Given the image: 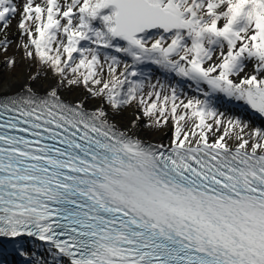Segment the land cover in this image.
I'll use <instances>...</instances> for the list:
<instances>
[{
	"label": "snow or ice",
	"instance_id": "6c2138e0",
	"mask_svg": "<svg viewBox=\"0 0 264 264\" xmlns=\"http://www.w3.org/2000/svg\"><path fill=\"white\" fill-rule=\"evenodd\" d=\"M0 62V264H264V0H0Z\"/></svg>",
	"mask_w": 264,
	"mask_h": 264
},
{
	"label": "bare ground",
	"instance_id": "6f19581e",
	"mask_svg": "<svg viewBox=\"0 0 264 264\" xmlns=\"http://www.w3.org/2000/svg\"><path fill=\"white\" fill-rule=\"evenodd\" d=\"M25 73H26V69L23 66H18L17 69L15 70V74L13 75L8 71L6 66L2 62H0V77H3L5 80L11 79V82L14 85L23 82V77ZM253 119L256 120L257 123H260L257 117H253ZM26 246L31 247L37 251H43V249L40 248L37 243L31 241H26Z\"/></svg>",
	"mask_w": 264,
	"mask_h": 264
},
{
	"label": "trees",
	"instance_id": "16d2710c",
	"mask_svg": "<svg viewBox=\"0 0 264 264\" xmlns=\"http://www.w3.org/2000/svg\"><path fill=\"white\" fill-rule=\"evenodd\" d=\"M20 257H17L16 258V264H22V261L21 259L19 260ZM9 260H11V257H9Z\"/></svg>",
	"mask_w": 264,
	"mask_h": 264
},
{
	"label": "rangeland",
	"instance_id": "374dc122",
	"mask_svg": "<svg viewBox=\"0 0 264 264\" xmlns=\"http://www.w3.org/2000/svg\"><path fill=\"white\" fill-rule=\"evenodd\" d=\"M13 24H15V21H13ZM14 33H10V35H13ZM21 259V261H22V258H19V260Z\"/></svg>",
	"mask_w": 264,
	"mask_h": 264
}]
</instances>
